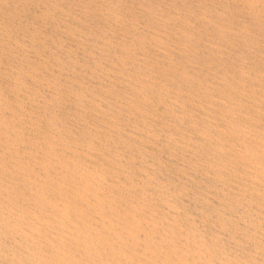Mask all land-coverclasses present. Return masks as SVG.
<instances>
[{
  "label": "bare ground",
  "instance_id": "bare-ground-1",
  "mask_svg": "<svg viewBox=\"0 0 264 264\" xmlns=\"http://www.w3.org/2000/svg\"><path fill=\"white\" fill-rule=\"evenodd\" d=\"M0 264H264V0H0Z\"/></svg>",
  "mask_w": 264,
  "mask_h": 264
}]
</instances>
